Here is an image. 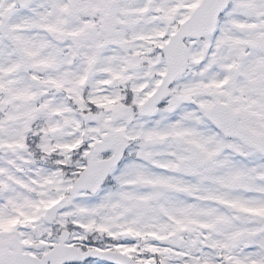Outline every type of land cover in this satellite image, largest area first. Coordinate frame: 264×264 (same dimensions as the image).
<instances>
[{
	"label": "snow or ice",
	"instance_id": "snow-or-ice-1",
	"mask_svg": "<svg viewBox=\"0 0 264 264\" xmlns=\"http://www.w3.org/2000/svg\"><path fill=\"white\" fill-rule=\"evenodd\" d=\"M0 264H264V0H0Z\"/></svg>",
	"mask_w": 264,
	"mask_h": 264
}]
</instances>
